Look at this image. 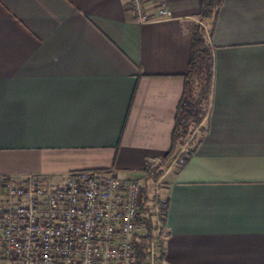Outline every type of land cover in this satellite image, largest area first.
<instances>
[{
	"label": "crops",
	"instance_id": "obj_1",
	"mask_svg": "<svg viewBox=\"0 0 264 264\" xmlns=\"http://www.w3.org/2000/svg\"><path fill=\"white\" fill-rule=\"evenodd\" d=\"M201 2L143 0L172 17L140 24L130 0H0V194L107 170L151 195L163 160L160 264H264V0H221L199 141L180 169L165 157Z\"/></svg>",
	"mask_w": 264,
	"mask_h": 264
},
{
	"label": "built area",
	"instance_id": "obj_2",
	"mask_svg": "<svg viewBox=\"0 0 264 264\" xmlns=\"http://www.w3.org/2000/svg\"><path fill=\"white\" fill-rule=\"evenodd\" d=\"M138 23L169 19L143 0H130ZM0 198V264H138L136 220L144 204L142 182L95 171L73 172L59 182L26 175L5 178ZM147 188V186H146ZM159 184L150 204L155 225L145 264H158Z\"/></svg>",
	"mask_w": 264,
	"mask_h": 264
},
{
	"label": "trees",
	"instance_id": "obj_3",
	"mask_svg": "<svg viewBox=\"0 0 264 264\" xmlns=\"http://www.w3.org/2000/svg\"><path fill=\"white\" fill-rule=\"evenodd\" d=\"M221 0H202L200 19L209 24L206 32L201 24H197L192 32L191 51L188 61V70L184 77V88L179 104L176 108L175 125L171 135V149L165 157L174 154L175 147H183L179 154H176L174 165L180 169L190 159L195 151V144L198 138L195 129H201L203 118L208 112L212 90L213 57L208 40L213 31L216 14L220 8ZM163 160L156 165L148 166L145 171L147 178L156 182L162 174ZM105 172L107 170H94ZM151 198L144 187V204L136 220V229H141L140 233H135V258L138 264H145L147 261L150 242L154 238L155 225L152 216ZM159 219L162 228L165 225L168 200H159ZM157 262L161 263L163 258L162 240H156Z\"/></svg>",
	"mask_w": 264,
	"mask_h": 264
},
{
	"label": "rangeland",
	"instance_id": "obj_4",
	"mask_svg": "<svg viewBox=\"0 0 264 264\" xmlns=\"http://www.w3.org/2000/svg\"><path fill=\"white\" fill-rule=\"evenodd\" d=\"M181 149V146L179 145L178 147H177V150H176V153H178V151ZM176 153H174L173 155H171L169 158H172L174 155H176ZM36 177H39V176H37V175H35ZM117 177V176H116ZM40 178H42V177H40ZM137 178H140V175H138L137 174ZM140 181V180H139ZM152 184V181L151 182H149V186ZM142 230L141 229H136V233H140Z\"/></svg>",
	"mask_w": 264,
	"mask_h": 264
}]
</instances>
